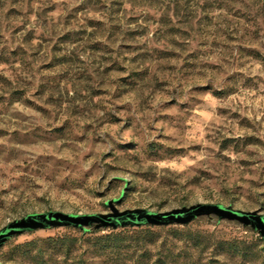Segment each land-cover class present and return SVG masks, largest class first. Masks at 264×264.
<instances>
[{"label":"rangeland","instance_id":"374dc122","mask_svg":"<svg viewBox=\"0 0 264 264\" xmlns=\"http://www.w3.org/2000/svg\"><path fill=\"white\" fill-rule=\"evenodd\" d=\"M0 1L21 23L7 44L39 30L21 60L0 65L26 90L25 102L0 100V228L30 213H107L117 198L119 211L220 203L264 214V17L255 27L253 0ZM146 226L26 231L0 264H137L192 252L186 231L260 237L214 215ZM109 233L125 239L120 252L94 253ZM223 247L202 264L264 263V251Z\"/></svg>","mask_w":264,"mask_h":264},{"label":"trees","instance_id":"16d2710c","mask_svg":"<svg viewBox=\"0 0 264 264\" xmlns=\"http://www.w3.org/2000/svg\"><path fill=\"white\" fill-rule=\"evenodd\" d=\"M255 4L252 9L251 19L253 20V24L255 27L261 28L259 26L261 24L260 19L264 17V0H253ZM257 6V8H256ZM16 9L12 7L11 5H8L6 7L5 1H0V13L2 18L0 19V65L5 66L8 64H12L17 62L18 59L21 60V55L24 54V46L26 41H30L33 38H36V33L39 31L37 29L30 28L22 38V40L16 41L17 44L15 46H12L11 44H7L6 33H12L14 30H17L18 28H21V23L15 21V15H16ZM27 13V12H25ZM22 22V21H21ZM258 28V29H259ZM74 35H78L77 32H66L62 36L59 37V39L64 40V42H72L76 39ZM41 36V35H40ZM12 40V39H11ZM0 90L3 91V94L0 96V100L4 104H11L16 101H26V90H20L16 89L15 85H12V81L7 78L5 75L0 73ZM140 227V226H138ZM150 226H146L145 229H139L144 230L146 232H152L150 231ZM162 228V227H158ZM96 229H87L81 232L82 234L88 232V233H94L97 232ZM174 231V230H172ZM185 232V231H184ZM119 234H112L109 233L104 236H96V242L101 240H109L111 244L109 245H100L97 246V244H94L97 246V248H94V253H101V254H107L111 255L114 252H120L121 244L125 240L123 237H121ZM181 238H185L188 241H191V245L193 247L192 252L186 251V249H183V252L179 253L178 255H174L170 249H166L164 253H162V257L155 259L152 262H149V258H145L142 260H138L137 264H202V257L204 256L205 252L209 248L210 245H214L215 248L218 249H224L223 246H225L226 249L232 250L235 253L241 254L243 257H247L249 255L254 256L256 253L261 254L262 251H264V238H251L250 240H244V239H236L232 238L230 240L226 241H212V234H201L198 231L196 232H188L184 233V235ZM73 240H78V238H74ZM106 240V241H107ZM71 246V245H70ZM70 246H67L65 250L62 251L63 260H67V258H70L73 260V257H69L70 253ZM52 250H54L52 248ZM249 251V252H248ZM144 260V261H143ZM251 261L248 262V264H254V259L251 258ZM13 264H16L15 262ZM44 264H47L46 262ZM264 264V263H260Z\"/></svg>","mask_w":264,"mask_h":264},{"label":"water","instance_id":"95a60500","mask_svg":"<svg viewBox=\"0 0 264 264\" xmlns=\"http://www.w3.org/2000/svg\"><path fill=\"white\" fill-rule=\"evenodd\" d=\"M120 199H112L105 204L109 207L107 213L72 214L60 211L30 213L15 219L0 228V248L6 241L26 231L45 229L57 226H70L79 230L89 228H117L142 225H184L199 216H216L217 220L236 221L243 226L255 230L264 238V214L257 211H242L220 203H197L182 206L168 211L155 212L143 208L125 209L119 211L114 206Z\"/></svg>","mask_w":264,"mask_h":264}]
</instances>
